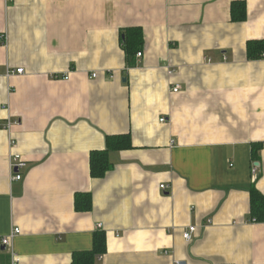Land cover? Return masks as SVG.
I'll use <instances>...</instances> for the list:
<instances>
[{
  "label": "crops",
  "instance_id": "0c3cea01",
  "mask_svg": "<svg viewBox=\"0 0 264 264\" xmlns=\"http://www.w3.org/2000/svg\"><path fill=\"white\" fill-rule=\"evenodd\" d=\"M239 1L245 22L232 19ZM132 27L145 46L128 69ZM0 37V125L19 121L0 128V239L20 229L19 264H72L98 231L96 264H264L251 214V190L264 196V56L248 55L264 0H0ZM124 134L133 148L93 179L91 153ZM12 152L28 162L21 181ZM77 193L92 194L91 212L76 211Z\"/></svg>",
  "mask_w": 264,
  "mask_h": 264
},
{
  "label": "trees",
  "instance_id": "16d2710c",
  "mask_svg": "<svg viewBox=\"0 0 264 264\" xmlns=\"http://www.w3.org/2000/svg\"><path fill=\"white\" fill-rule=\"evenodd\" d=\"M234 22H245L247 7L244 1L234 2L231 8ZM145 46L143 31L139 27H132L121 31V47L126 57L128 69L137 67V55L143 52ZM248 55L251 59H259L264 56V40L249 41ZM133 148L131 136L109 135L106 137V146L102 150H95L90 155V174L93 179H103L112 171L110 161L112 152ZM263 148L257 145L256 152ZM75 208L77 212L88 213L93 210V197L90 193H77L75 196ZM251 214L257 222H264V196L256 189L251 190ZM107 252L106 234L103 231L95 233L91 250L78 251L73 254L72 264H96L97 259Z\"/></svg>",
  "mask_w": 264,
  "mask_h": 264
},
{
  "label": "built area",
  "instance_id": "2783aa9c",
  "mask_svg": "<svg viewBox=\"0 0 264 264\" xmlns=\"http://www.w3.org/2000/svg\"><path fill=\"white\" fill-rule=\"evenodd\" d=\"M3 37H0V44L3 43ZM143 53L139 52L137 55V58L140 59L142 58ZM17 74H24V69H17L16 71ZM94 77L97 76V74L93 75ZM68 77H65L67 79ZM180 90L179 85H176L175 88L173 89L174 93H178ZM165 120L162 119L161 122H164ZM19 124V121L14 120V119H7L4 127L0 128L4 129L8 133L11 134L14 126H17ZM10 147L13 149L16 147V141L13 138H10ZM28 168V162L24 159V157L18 153L12 152L11 153V171H12V180L14 181H21L23 179V171ZM253 173H257V167L254 166ZM162 190H167V187L165 185L161 186ZM102 226H100L101 228ZM197 228L196 227H190L188 230L184 232V239L187 242H191L194 238V234L196 233ZM21 234V231L19 228H15L12 230V232L4 236L0 239L1 245L4 246L6 249H9L11 253V258H12V264H19L21 262L20 257L15 253L13 249V243L14 240Z\"/></svg>",
  "mask_w": 264,
  "mask_h": 264
},
{
  "label": "water",
  "instance_id": "95a60500",
  "mask_svg": "<svg viewBox=\"0 0 264 264\" xmlns=\"http://www.w3.org/2000/svg\"><path fill=\"white\" fill-rule=\"evenodd\" d=\"M3 250H6V248H5V247H3Z\"/></svg>",
  "mask_w": 264,
  "mask_h": 264
}]
</instances>
